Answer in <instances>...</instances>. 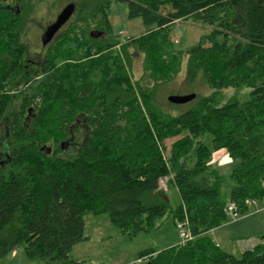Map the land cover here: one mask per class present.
Returning a JSON list of instances; mask_svg holds the SVG:
<instances>
[{
  "label": "trees",
  "instance_id": "16d2710c",
  "mask_svg": "<svg viewBox=\"0 0 264 264\" xmlns=\"http://www.w3.org/2000/svg\"><path fill=\"white\" fill-rule=\"evenodd\" d=\"M33 1L0 0V123L10 105L6 81L28 63L23 9ZM54 1L74 4L76 18L30 71V80L40 81L13 115L0 150V258L24 247L33 264H74L71 249L85 240L87 215L108 214L129 237L149 233L169 213L160 188L167 180L181 198L170 213L177 225L188 222L192 240L143 251L140 262L264 264V238L236 258L211 236L227 225V204L243 217L248 202L264 201V0ZM125 2L145 33L127 38L121 55L110 14ZM181 22L209 29L185 52L170 37ZM93 29L102 36L91 38ZM139 55L142 76L134 81ZM184 61L186 82L202 77L213 93L170 117L157 106V92ZM229 88L250 90L249 99L215 107L219 91ZM206 134L213 151L240 159L233 188L221 184Z\"/></svg>",
  "mask_w": 264,
  "mask_h": 264
},
{
  "label": "rangeland",
  "instance_id": "374dc122",
  "mask_svg": "<svg viewBox=\"0 0 264 264\" xmlns=\"http://www.w3.org/2000/svg\"><path fill=\"white\" fill-rule=\"evenodd\" d=\"M66 2V1H65ZM64 1L58 3L54 0H34L30 6L23 9V42L29 47V58L23 75H13L9 82L10 87L5 86V94L10 97L9 107L0 123V150L5 152L8 142V128L12 117L17 113L28 98L40 78L30 80V71L36 70L42 65L47 50L53 45L55 39L67 28L68 23L57 33L55 38L44 45V33L52 24L61 10L66 6ZM68 5V4H67ZM75 14V12H74ZM127 3H114L111 7L110 20L112 34L123 40L115 47L121 55V48L127 38H136L145 33V27L141 19H129ZM76 15H73L71 22ZM94 31V29L92 30ZM95 31H99L96 30ZM204 26L193 25L191 22L177 23L171 30L170 37L175 42L178 50L183 52L192 48L200 38L208 33ZM8 61L6 54H2L1 61ZM142 59L139 55L133 61L131 76L137 81L142 76ZM186 61L182 71L171 83L158 89L156 103L159 109L170 117H179L196 108L202 98L209 97L213 91L206 85L202 77H198L193 83L186 82ZM245 91V92H242ZM250 90H236L233 88L219 91L213 103L215 107H221L231 98L236 97L240 101L249 99ZM242 92V93H241ZM195 95L196 98L186 104H174L170 97H186ZM25 98V100H24ZM24 100V102H23ZM6 137V138H5ZM177 139L166 142L167 148ZM204 144L212 151V162L218 177L225 189L233 188L235 183L231 180V174L240 164L239 158H233L225 150L213 151L212 136H203ZM51 146V145H48ZM160 188L165 191L170 203L169 213L158 228L142 233L135 237H129L112 225L108 214L87 215L85 217V240L71 249L70 258L74 264H143L139 262L138 255L146 250H165L180 242L178 225L174 222L170 211H175L181 204V198L177 189L168 186V181L160 182ZM251 202V201H250ZM249 202L247 203V205ZM236 204H227L229 206ZM237 208V207H236ZM239 214V213H238ZM227 225L220 231L211 233L212 239L221 246V249L236 258H240L245 252L254 249L260 238H264V201L251 202L248 212L243 217H234L227 213ZM0 264H33L27 257L24 247L18 248L10 255L0 258ZM43 264V263H41Z\"/></svg>",
  "mask_w": 264,
  "mask_h": 264
},
{
  "label": "water",
  "instance_id": "95a60500",
  "mask_svg": "<svg viewBox=\"0 0 264 264\" xmlns=\"http://www.w3.org/2000/svg\"><path fill=\"white\" fill-rule=\"evenodd\" d=\"M75 12V5L74 4H68L66 5L61 12L58 14L56 20L47 27L43 42L44 45H47L50 43L57 33L71 20L72 16ZM91 38L98 39L102 36V33L100 31H93L90 33ZM195 95H190L186 97H170L169 101L174 104H186L192 100L195 99ZM68 143H64L61 145L62 149H65L66 146H68ZM51 150H48V153H50Z\"/></svg>",
  "mask_w": 264,
  "mask_h": 264
},
{
  "label": "built area",
  "instance_id": "2783aa9c",
  "mask_svg": "<svg viewBox=\"0 0 264 264\" xmlns=\"http://www.w3.org/2000/svg\"><path fill=\"white\" fill-rule=\"evenodd\" d=\"M235 209H237L235 205L230 207L231 213L234 215V217H237V216H239V214H236V210ZM186 223H188V222L186 221L185 223L179 224L178 225V229H181L182 226L185 225ZM188 238L189 237H188V235L185 232L179 233V239H180V242L179 243L185 244L186 242H189V241H187Z\"/></svg>",
  "mask_w": 264,
  "mask_h": 264
},
{
  "label": "bare ground",
  "instance_id": "6f19581e",
  "mask_svg": "<svg viewBox=\"0 0 264 264\" xmlns=\"http://www.w3.org/2000/svg\"><path fill=\"white\" fill-rule=\"evenodd\" d=\"M230 207L231 206H229L228 208H227V212L229 211L230 213H231V211H230ZM236 210V209H235ZM236 214H238V212H237V210H236ZM180 224V223H179ZM178 224V225H179ZM181 232H185L187 235H188V240L187 241H191L192 240V236H191V233H190V230H189V227H188V224H185V225H183L182 226V228L180 229V233ZM140 262V261H139Z\"/></svg>",
  "mask_w": 264,
  "mask_h": 264
},
{
  "label": "crops",
  "instance_id": "0c3cea01",
  "mask_svg": "<svg viewBox=\"0 0 264 264\" xmlns=\"http://www.w3.org/2000/svg\"><path fill=\"white\" fill-rule=\"evenodd\" d=\"M223 228H224V227H223ZM221 229H222V228H221ZM216 231H217V230H216ZM216 231H215V232H216ZM218 231H220V229H219ZM213 232H214V231H213ZM259 243H260V242H259ZM259 243H258V244H259ZM258 244H257V245H258ZM217 245L220 246L218 243H217ZM257 245H255V246H257ZM220 247H221V246H220Z\"/></svg>",
  "mask_w": 264,
  "mask_h": 264
}]
</instances>
